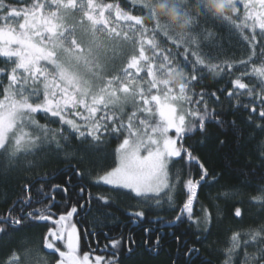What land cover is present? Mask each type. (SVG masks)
Instances as JSON below:
<instances>
[{
    "label": "snow or ice",
    "instance_id": "6c2138e0",
    "mask_svg": "<svg viewBox=\"0 0 264 264\" xmlns=\"http://www.w3.org/2000/svg\"><path fill=\"white\" fill-rule=\"evenodd\" d=\"M160 2L126 0L122 7L98 0H0V57L5 58V66L0 67V157L5 163L24 170L39 167L41 153H60L73 138L83 146L84 156L78 162L84 163L88 155L103 153L111 139L119 141L112 164L90 169L86 186L72 184L69 177L71 191L54 185L49 195L43 187L33 192L34 185L25 184L28 195L15 201L0 219V233L18 231L26 222L52 225L40 251L54 257L55 264H120L123 238L109 239L108 233H104L108 243L96 249L104 254L78 255L81 235L73 218L82 210L91 211L93 202L100 207L112 204V196L93 195L92 187L103 186L134 199L136 205L126 213L133 225L145 220L148 211L161 209L165 197L169 209H174L176 195H184L179 213L161 228L187 222L196 228L193 235L206 239L211 214L202 206V217L194 216L193 205L209 172L184 141L197 132L206 136L209 123L225 126L223 112L209 108V102L221 104L218 93L225 91L233 114L247 113L249 126L264 132V0H219L223 9L218 13L211 11L218 0H166L165 8L179 18L177 24L155 11ZM180 21L184 26L177 31ZM217 26L238 34L246 58L213 60L201 51L203 38H214ZM124 43L133 52L117 69L116 48ZM205 69L238 75L230 79L227 90L209 93L202 88L196 93L193 87ZM41 115L44 124L39 122ZM74 174L83 180L79 169ZM57 192L63 193L62 205L56 201ZM255 193L247 203L259 207L256 218L264 221L260 215L264 213V176ZM73 195L76 202L69 207ZM222 195L240 197L238 203H245L239 189ZM101 215L111 217L112 213ZM234 216L242 218L241 207L234 208ZM152 231L144 229L146 236ZM84 234L99 237L95 231ZM169 235L176 236L175 232ZM185 235L176 236L172 264H195L199 257V250L182 240ZM163 236L159 232L146 251L158 255ZM229 240L224 264H232L241 248L242 264H264V223L234 231ZM131 251L128 247L129 255ZM4 264L38 262L26 249L23 256L12 251Z\"/></svg>",
    "mask_w": 264,
    "mask_h": 264
},
{
    "label": "trees",
    "instance_id": "16d2710c",
    "mask_svg": "<svg viewBox=\"0 0 264 264\" xmlns=\"http://www.w3.org/2000/svg\"><path fill=\"white\" fill-rule=\"evenodd\" d=\"M101 3H119L122 7L126 5V0H98ZM151 2V0H147ZM166 0H161L157 4L155 11L162 15L169 23L177 24L178 17L171 8H165ZM218 3V2H217ZM217 3L211 6V11L216 12ZM169 13L176 16L175 20L170 19ZM114 19V10H113ZM183 21H180L177 31L181 30ZM250 34V33H249ZM244 42L239 38L238 34L229 33L227 29H221L217 26L215 36L212 39L203 38L201 51L205 54H210L213 60L217 57L230 58L239 60L246 58L243 52ZM259 51V49H257ZM133 49L130 44H121L116 48L115 67L119 69L132 54ZM5 66V58L0 57V67ZM190 70V68H189ZM203 78L199 80L193 87V91L199 93L203 88L207 92L217 91L231 87L229 83L231 78H234L238 73H233L232 76L227 74H214L208 69L199 73ZM223 75V78H221ZM6 82V81H5ZM220 95V105H214L209 102V108L215 107L218 112H223V119L227 122L225 126L218 127L215 124L207 125V135L201 136L199 132L188 137L184 143L185 146L191 145L194 148V154L199 156L205 167L208 169V181L203 183L198 189L197 199L193 205V215L202 217L201 207L208 209L211 214V227L204 239L202 235H193L196 232L195 226L191 228L188 224H183L181 228L177 227L176 236L181 233H187L182 236V240H187V247H195L199 250V257L196 258L195 264H224L226 259L225 249L230 246V240L234 231H244L249 227H258L264 221L257 219L256 214L259 212V207H252L247 203L248 197L255 193V187L260 181L261 176H264V132L256 129L254 126H249L247 123V113L236 112L233 114V109L229 107V101L225 98L224 93ZM41 124L45 123V119L41 115L38 117ZM235 121V124L232 123ZM259 123V121H257ZM51 128H57L58 125L51 124ZM35 135V133H33ZM223 141V143H221ZM119 141L111 139L105 146L103 153L88 155L84 163L78 161L84 156L83 146L73 138L64 151L56 153L55 151H46L38 156L40 161L39 167H34L30 170H24L18 165L9 166L0 157V219H3V214L13 205L18 199L25 198L28 193L24 190L25 184L34 185L35 188L43 187L49 195H52L51 189L54 185H62L70 188L68 180L71 177L72 184L89 183L88 171L93 167L99 168L112 164L115 157L112 155L113 150ZM65 153H68L66 156ZM29 160L32 157H28ZM79 169L84 173V178L81 180L74 173ZM176 166H172V173H175ZM250 173H255V176H250ZM216 178L213 182V178ZM198 178V176H197ZM247 180L248 184L244 181ZM43 181L44 183H40ZM239 189L243 194L244 204H239L240 197H223L226 191ZM182 190V186H181ZM78 191V188L76 189ZM93 195L104 193L112 196V204L109 207H100L95 202L91 206V211L82 210L79 216L74 217L79 233L81 235L80 250L81 253H86L97 246H102L108 243L104 233H108L109 239L123 238L124 246L120 257V264H172L171 257L176 254V236H169L165 233V238L162 240L159 254H153L146 251V247H151V242H154L157 234L146 236L144 229L151 228V219L165 218L172 220L182 207L186 196L176 195L174 209H169L164 198L163 207L147 212V218L142 222H138V226L131 228L132 224L126 213L132 209L130 206H135L136 201L130 199L126 195H117L108 191L106 187H92L90 189ZM63 193L57 192L55 198L58 204H63L61 199ZM219 197V198H217ZM76 202V197L73 195L69 207ZM34 207L36 205H33ZM239 206L242 208V218L234 216V208ZM220 209L218 213L217 209ZM63 209H59L62 211ZM57 211V209H53ZM111 212V217H103L101 213ZM264 216V213H260ZM49 225L43 224H27L21 227L18 231H8L0 233V264L9 258L12 251H17L23 256L26 249L31 250L32 260L38 264H54L55 258L45 255L40 249L43 247V236ZM130 231H128V229ZM204 225H201V233ZM152 229V228H151ZM87 232H97L99 237L85 235ZM129 241L134 243L129 244ZM145 241H149L146 245ZM126 244V245H125ZM127 247V251H126ZM128 247L132 248L131 254H128ZM90 248V249H89ZM187 251V248L182 249ZM248 251H251L249 249ZM239 254L232 257V264H242L244 259V249L238 250ZM182 264V262H181Z\"/></svg>",
    "mask_w": 264,
    "mask_h": 264
},
{
    "label": "flooded vegetation",
    "instance_id": "af4514ba",
    "mask_svg": "<svg viewBox=\"0 0 264 264\" xmlns=\"http://www.w3.org/2000/svg\"><path fill=\"white\" fill-rule=\"evenodd\" d=\"M180 208H181V207H180ZM179 211H180V210H179ZM178 213H179V212H177V214H178ZM177 214H176V215H177ZM176 215L173 217V219L176 217ZM173 219H172V220H173ZM153 220H156V219H151V221L149 220V222H150V225H149V226L153 229L151 235H153V234L156 235V234H158L159 232L163 231V232H164L163 239L165 238V233H166V232H167L168 235H169V233L175 231V230L177 229V227L181 228L183 224H186V223H187V222H185V223H181V224H179L178 226H174V227H172V228H168V227L161 228V224H162V223H163V224H167L170 220H167V219H165V218H160L159 221H158L157 223H152ZM140 222H142V221H140ZM137 226H138V223L135 224V225L132 224L131 228H135V227H137ZM131 228H129L128 231H130ZM169 236H172V235H169ZM163 239H162V240H163ZM104 245H105V244H104ZM104 245L100 246L99 248H103ZM125 245H126V244H125ZM97 247H98V246L96 245V247H95L94 249H92V250H90V251H88V252H86V253H91L93 256H94V255H97V254H104V253H101V252L96 251ZM89 249H90V248H89ZM80 251H81V250H80ZM126 251H127V247H126ZM83 254H85V253H83Z\"/></svg>",
    "mask_w": 264,
    "mask_h": 264
},
{
    "label": "clouds",
    "instance_id": "9594fccd",
    "mask_svg": "<svg viewBox=\"0 0 264 264\" xmlns=\"http://www.w3.org/2000/svg\"><path fill=\"white\" fill-rule=\"evenodd\" d=\"M222 9H223V4L221 2H219V0H218L217 7H216V13L222 11ZM169 17L172 20L176 19V16H173L171 13H169ZM183 26L184 25H181V28H183ZM170 79H173V77H170Z\"/></svg>",
    "mask_w": 264,
    "mask_h": 264
},
{
    "label": "rangeland",
    "instance_id": "374dc122",
    "mask_svg": "<svg viewBox=\"0 0 264 264\" xmlns=\"http://www.w3.org/2000/svg\"><path fill=\"white\" fill-rule=\"evenodd\" d=\"M241 13H243V7H242V5H241ZM249 23H251V22H249ZM157 119H159V117L157 116ZM170 135H175V133H174V131L173 132H170ZM72 223H74V218H73V220H72ZM49 226H52V225H50L49 224ZM61 247H63V246H61ZM78 255L79 256H83L84 254L83 253H81V251H80V247H79V249H78ZM55 264V263H54Z\"/></svg>",
    "mask_w": 264,
    "mask_h": 264
}]
</instances>
